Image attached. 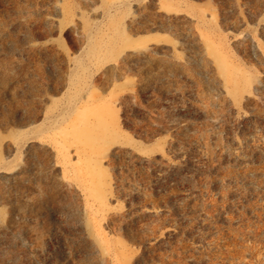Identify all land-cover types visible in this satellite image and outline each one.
<instances>
[{
    "label": "rangeland",
    "instance_id": "rangeland-1",
    "mask_svg": "<svg viewBox=\"0 0 264 264\" xmlns=\"http://www.w3.org/2000/svg\"><path fill=\"white\" fill-rule=\"evenodd\" d=\"M130 2L132 36L169 40L88 60L83 100L115 90L131 140L90 101L67 124L72 168L36 131L108 9L0 0V264H264V0Z\"/></svg>",
    "mask_w": 264,
    "mask_h": 264
},
{
    "label": "bare ground",
    "instance_id": "bare-ground-1",
    "mask_svg": "<svg viewBox=\"0 0 264 264\" xmlns=\"http://www.w3.org/2000/svg\"><path fill=\"white\" fill-rule=\"evenodd\" d=\"M168 1L173 3L176 1L179 2V0H168ZM101 2L103 4V7L108 9L105 12V19H107L108 24H110V28L112 32L110 35H106V37L107 38L109 37V39L108 40L107 38L105 39L104 31L96 32L95 34L92 35L89 34L90 36L89 38H87L88 45L86 47V50L84 51L83 58L79 57L76 60V67L72 75L74 77L72 80V85L74 87L72 94H69L66 97V99H64L65 101L62 108H59L57 101H55L54 104L49 107V113H53L52 115H54V112L57 110L55 114V118L50 116L48 120H50L51 118L52 120L48 121L47 123H43L39 125L36 131V134L39 137L46 138L48 142H50L53 145V147L57 150L61 158V162L63 166L65 167H68L69 164L70 167L72 166L70 162V150L67 144V138L70 136L71 132L70 133L68 132L67 124L69 120L73 119L74 117L83 116V114H85L88 110H90L91 106L93 105L89 103L90 101L95 100V102H99L102 105L103 111L106 113L107 116H106V120L99 121V124L105 126L108 133L110 134L111 137H113V139H115L118 143L119 141L123 142L125 139L126 140L128 139L129 141L131 140V137L128 134L124 133L119 125V120L117 118V111L114 108L115 101L118 97L117 94H115L116 93L115 90L112 89L110 91L109 98L103 97L99 94L98 91L92 90L89 93V96L83 100L81 93L87 87H89L88 80L92 78V74H93L89 63H87L88 60L89 62L93 63L95 66H98L99 63L104 59V56L106 55L109 54L115 55L119 52H123L125 49L128 48L130 49H139L143 47L145 48L151 42L161 43L163 40L165 41L169 40L168 37L163 33L150 34V35L144 34V36L141 37L139 36L134 37L135 35L132 36L133 34L130 33L124 21L126 16L131 11L130 0H118L119 4L114 6V13H110V9H109L112 4L111 0H101ZM75 4L74 2H69V4L63 3V10L65 11V13L64 12L63 13L66 14L73 12L75 8H78L76 6L77 4L76 5ZM168 8H170V6H168ZM69 15H72V13L68 14L67 17H70ZM92 30H89L88 33H90V31ZM219 62L221 63V66L223 67L224 70L228 69L227 64L225 63L226 62L225 58L220 57ZM251 76L252 75L249 72H246V80L248 82L251 81L252 79ZM77 130L79 129L74 127V133L77 132ZM82 160L83 163L93 164L96 167H100L101 164L99 160L94 159L93 157H90V160L88 161H85L86 159L84 158H82ZM95 168H93L92 171H95Z\"/></svg>",
    "mask_w": 264,
    "mask_h": 264
}]
</instances>
